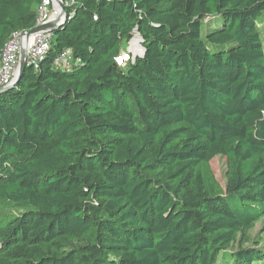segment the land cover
<instances>
[{"label": "trees", "instance_id": "1", "mask_svg": "<svg viewBox=\"0 0 264 264\" xmlns=\"http://www.w3.org/2000/svg\"><path fill=\"white\" fill-rule=\"evenodd\" d=\"M75 2L0 94V200L24 209L0 219V264L264 263L226 253L264 218V0ZM41 3L0 0V53ZM137 31L145 56L121 67ZM66 49L72 72L53 67Z\"/></svg>", "mask_w": 264, "mask_h": 264}, {"label": "built area", "instance_id": "2", "mask_svg": "<svg viewBox=\"0 0 264 264\" xmlns=\"http://www.w3.org/2000/svg\"><path fill=\"white\" fill-rule=\"evenodd\" d=\"M75 5V0H42L38 8L35 28L16 32L0 53V88L16 84L23 53L27 56V66L33 67L36 71L39 69L51 48L55 31L53 29L37 30V28L48 24H53V28H57L61 24H65L67 20L71 19L73 13L69 12L74 9ZM61 6L67 11L66 19ZM124 55L126 56V54ZM115 60L121 67L126 66L122 53ZM81 65L82 60L75 57L71 49L61 52L53 63L55 69L63 72H72Z\"/></svg>", "mask_w": 264, "mask_h": 264}, {"label": "rangeland", "instance_id": "3", "mask_svg": "<svg viewBox=\"0 0 264 264\" xmlns=\"http://www.w3.org/2000/svg\"><path fill=\"white\" fill-rule=\"evenodd\" d=\"M206 21H207L205 22L206 29H209L212 21L208 19ZM258 25L260 27V30L262 31L263 39H264V14L261 16ZM135 36L136 34L134 35V37ZM131 41L132 40L124 43L121 49V53L124 59V64L126 65L128 62L134 60L133 54H131L128 50ZM124 54H126V56ZM227 172H228V164H227V159L224 156H217L215 159L211 161L210 165L207 168H204V173L207 177L208 184L214 185L215 187H220V189L222 190L226 189ZM23 211L24 209L22 207L17 206L12 202L6 200H0V219L18 216ZM255 246H259L261 247V249L262 247H264V218H262L260 221H258L255 224L254 228L248 233V235L244 236L242 234H239L237 240L229 247L226 253L228 255H231L237 252L241 248L255 247ZM224 261L225 258L220 256L218 264Z\"/></svg>", "mask_w": 264, "mask_h": 264}, {"label": "water", "instance_id": "4", "mask_svg": "<svg viewBox=\"0 0 264 264\" xmlns=\"http://www.w3.org/2000/svg\"><path fill=\"white\" fill-rule=\"evenodd\" d=\"M62 7V12H63V14L65 15V19L67 18V11L64 9V7L63 6H61ZM64 24V23H63ZM63 24H61L60 26H58L57 28H53V24H48V25H45V26H41V27H39V28H37V30H45V29H47V30H49V29H53L54 31H56L58 28H61L62 26H63ZM136 35H138V36H140L139 35V33H138V31H137V33H136ZM141 37V36H140ZM141 40H142V43H143V39L141 38ZM143 49H144V53H143V55H141V56H138V57H136L135 59H137V58H143L144 56H145V53H146V49L143 47ZM26 67H27V56H26V54L25 53H23V55H22V59H21V64H20V68H19V75H18V79H17V81H19L20 79H21V77H22V75H23V72H24V70L26 69ZM17 81H16V83H17ZM15 85V84H14ZM10 87H12V86H10ZM10 87H7V88H0V94H2L3 92H5V91H7Z\"/></svg>", "mask_w": 264, "mask_h": 264}, {"label": "bare ground", "instance_id": "5", "mask_svg": "<svg viewBox=\"0 0 264 264\" xmlns=\"http://www.w3.org/2000/svg\"><path fill=\"white\" fill-rule=\"evenodd\" d=\"M141 44H142V40L141 37L136 35L131 43H130V47H129V52L131 54H133V57L136 58L137 54L141 52ZM141 46V47H140Z\"/></svg>", "mask_w": 264, "mask_h": 264}]
</instances>
